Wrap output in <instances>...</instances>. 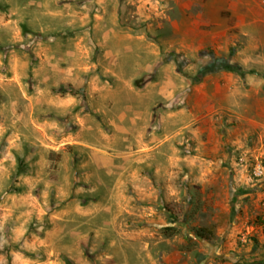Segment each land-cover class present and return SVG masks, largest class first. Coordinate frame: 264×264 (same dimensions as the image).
Returning <instances> with one entry per match:
<instances>
[{"label": "rangeland", "instance_id": "rangeland-1", "mask_svg": "<svg viewBox=\"0 0 264 264\" xmlns=\"http://www.w3.org/2000/svg\"><path fill=\"white\" fill-rule=\"evenodd\" d=\"M0 264H264V0H0Z\"/></svg>", "mask_w": 264, "mask_h": 264}, {"label": "trees", "instance_id": "trees-1", "mask_svg": "<svg viewBox=\"0 0 264 264\" xmlns=\"http://www.w3.org/2000/svg\"><path fill=\"white\" fill-rule=\"evenodd\" d=\"M214 235V230L211 227H202L197 230V236L205 240H212Z\"/></svg>", "mask_w": 264, "mask_h": 264}, {"label": "built area", "instance_id": "built-area-1", "mask_svg": "<svg viewBox=\"0 0 264 264\" xmlns=\"http://www.w3.org/2000/svg\"><path fill=\"white\" fill-rule=\"evenodd\" d=\"M254 173L256 175H261L263 173V169L261 167V165H257L255 168H254Z\"/></svg>", "mask_w": 264, "mask_h": 264}, {"label": "crops", "instance_id": "crops-1", "mask_svg": "<svg viewBox=\"0 0 264 264\" xmlns=\"http://www.w3.org/2000/svg\"><path fill=\"white\" fill-rule=\"evenodd\" d=\"M263 124V123H262Z\"/></svg>", "mask_w": 264, "mask_h": 264}]
</instances>
